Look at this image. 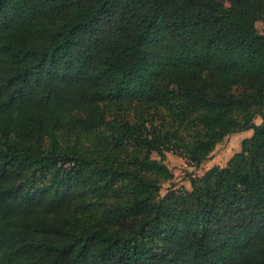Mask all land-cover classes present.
I'll use <instances>...</instances> for the list:
<instances>
[{
  "label": "trees",
  "instance_id": "16d2710c",
  "mask_svg": "<svg viewBox=\"0 0 264 264\" xmlns=\"http://www.w3.org/2000/svg\"><path fill=\"white\" fill-rule=\"evenodd\" d=\"M256 23L264 0H0V264H264ZM246 131L161 195L167 153Z\"/></svg>",
  "mask_w": 264,
  "mask_h": 264
},
{
  "label": "rangeland",
  "instance_id": "374dc122",
  "mask_svg": "<svg viewBox=\"0 0 264 264\" xmlns=\"http://www.w3.org/2000/svg\"><path fill=\"white\" fill-rule=\"evenodd\" d=\"M256 28L261 34L264 32V27L261 23H256ZM260 122L259 118L255 120L256 124H260ZM252 133V131H246L227 136L222 143L215 147L208 161L203 163L198 169L191 167L186 160L177 155L167 153L164 164L173 174V178L170 182L163 184L161 195H165L170 189L189 191L192 178L202 177L213 167H225L228 161L240 152L241 142L250 138ZM154 158L157 159L155 155Z\"/></svg>",
  "mask_w": 264,
  "mask_h": 264
}]
</instances>
